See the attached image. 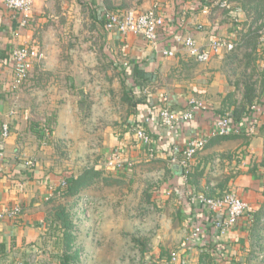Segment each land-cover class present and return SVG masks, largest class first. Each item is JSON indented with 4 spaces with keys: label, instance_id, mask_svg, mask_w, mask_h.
<instances>
[{
    "label": "crops",
    "instance_id": "obj_1",
    "mask_svg": "<svg viewBox=\"0 0 264 264\" xmlns=\"http://www.w3.org/2000/svg\"><path fill=\"white\" fill-rule=\"evenodd\" d=\"M55 2L63 10L69 5L70 7L74 4L80 5L78 0H34L31 16L23 23L24 15L9 9L0 0V141L6 151V159L0 161V208L15 203L22 206V212L16 219L0 220V264H29L32 263L33 256H41L39 246L46 231L47 213L53 206L50 197L64 180V174L61 175L57 171L58 160L54 143L50 144V148L48 146L45 148L46 145L38 134L39 126L34 124L32 118L34 106L28 98L31 88L14 86L16 65L13 50L40 40L41 33L48 27L47 15L56 13ZM219 2L220 0H161L159 4L154 3V7L158 5L160 13L166 18V24L159 33L158 43L161 48L175 50L174 56L157 51L152 43L141 35L122 33L116 29H107L105 36H102V46L103 52L110 56L108 59L110 62H120L122 53L131 66L139 64V75L150 81L143 92L150 95L151 101L147 106H142L136 115H131L128 128H131L129 131L131 133L137 121L140 125H145L152 135L155 146V152L153 155L150 153V156L169 163L167 164L170 178L162 192L172 195L174 208L177 211L179 209L178 217L174 219V224H177L178 228L175 226L163 235H178V232L179 235H183L182 232L187 230L188 237L195 225H202L205 227L204 236L196 245L194 244L192 252L190 250L189 252L194 254L196 251L215 248L226 257L229 255L226 252L227 248H236V245L238 248L246 246L247 236L253 233V220L243 216L235 229L225 233L213 229L205 208L190 203L189 199L183 200L184 194H190L187 186L183 184L186 174L184 170L181 174L176 164L171 162L172 150L175 147L183 149L190 139L207 136L205 148L198 151L191 162L193 165L205 167L207 175L202 183L215 185L217 177L214 181L209 175L211 163L214 167V162L222 160L224 153L236 144L234 142L243 138L239 136L223 139L220 138L221 135H209L215 119L222 115L224 110H234L235 105L241 103L243 97V87L236 86V79H233L228 60L213 56L207 62H197L186 47L177 41L178 36L191 34L200 46L206 47L217 36L227 35L236 38L235 23L241 20L243 12L232 14L228 17V22L222 21L223 15L217 7ZM152 3V0H146L141 9L152 8ZM97 7L95 12L102 22ZM44 47L45 51L39 47L42 51L41 56L34 62L48 59V48L43 45V49ZM117 66L120 67V64ZM191 98L202 101L207 108L198 110L193 119L180 121L173 127L166 126L160 120L161 108L168 107L174 111H181L189 106ZM4 123H8L10 127L7 137L2 135ZM241 133L247 134L246 127ZM133 137L135 138V134ZM111 141L112 152H121L120 156L126 161H132L130 155L138 158L144 151L147 154L145 158L149 159L146 151L147 148L150 151L149 147L137 139L136 145L132 146L131 154L128 153L130 150L120 148L123 141L121 142L118 136L112 134ZM123 144L124 147L127 146L125 145L127 143ZM263 144V137L255 132L250 147L244 149V159L239 164L241 172L232 177L228 184L232 191L254 205L257 210L264 201V171L258 169L255 172L251 171L249 160L253 153L257 156L262 154ZM44 152H49L50 155L47 156ZM211 174L213 175V172ZM159 246L164 248L161 241H157L152 258H160ZM82 247L87 249L86 246L81 245ZM182 252L176 264H187L188 251ZM77 263L79 261L71 264Z\"/></svg>",
    "mask_w": 264,
    "mask_h": 264
},
{
    "label": "rangeland",
    "instance_id": "obj_2",
    "mask_svg": "<svg viewBox=\"0 0 264 264\" xmlns=\"http://www.w3.org/2000/svg\"><path fill=\"white\" fill-rule=\"evenodd\" d=\"M112 1L115 7L125 4L129 9H141L146 0ZM152 1L150 9H158L154 3L159 4L161 0ZM222 1L217 6L221 14L223 9L230 8L243 12L241 20L235 23L234 33L238 34V39H243V34L249 30L260 33L256 36L258 50L253 55L255 59H246L248 65L240 64V71L246 70L248 75H253L261 99L264 95V41L261 39L264 24L260 23L263 18L256 20L253 13L243 8L238 0H227L226 5ZM54 10L55 15H47L48 27L37 41L41 50L45 51L43 45L48 48L49 57L43 62L35 61L20 86L31 88L28 98L34 106V124L39 126L45 148H50V142L57 146V171L61 175L71 170L80 174L85 167L95 164L105 170L92 187L76 197V204L74 199L67 202L69 206L73 205L70 211L75 226L71 233L75 238L73 247L79 254L77 264H145L149 259H155L152 257L157 241H161L166 255H169L173 250H179L180 241L188 233L186 230L183 235L179 232L178 235H163L177 226L174 219L179 211L174 208L172 195L162 192L170 178L169 163L150 156L147 148L149 159L145 158V151L138 158L130 155L132 166L120 170V174L106 168V159L113 153L112 134L123 141L120 148L130 150L129 154L132 146L136 145L134 133H129L131 128L127 125L132 114L129 116L131 109L124 99L123 76L110 66V61L102 52L101 29L90 8L74 4L63 10L55 2ZM120 57L131 66L122 53ZM232 76L235 82L239 78ZM130 80L126 82L131 84ZM239 136L243 138L234 142L236 144L224 153L222 160L214 162V167L211 163L209 175L213 180L217 177L212 186L222 185L216 189L218 191L231 190L228 184L241 172L239 164L244 159V149L250 147L254 133ZM261 136L264 139V133ZM124 142L127 143L125 147ZM44 154L50 155L49 152ZM263 159L264 144L261 155L253 153L249 167L256 165L259 171H264ZM46 222V231L39 246L41 256H33L32 263L27 260L29 264H59L61 261L66 244L63 230L51 228L50 222ZM261 236L260 243L264 245V230ZM247 237L248 245L244 243L245 247L238 248L236 245V248H227L229 255L226 257L215 248L194 254L188 250L187 264H257L264 253L259 252L258 245L256 249L251 245L257 242L254 235ZM81 245L87 249L81 248ZM257 255L258 259L255 258Z\"/></svg>",
    "mask_w": 264,
    "mask_h": 264
},
{
    "label": "built area",
    "instance_id": "obj_3",
    "mask_svg": "<svg viewBox=\"0 0 264 264\" xmlns=\"http://www.w3.org/2000/svg\"><path fill=\"white\" fill-rule=\"evenodd\" d=\"M1 1L9 9L23 14L25 17L23 23H26L27 18L31 16L34 0ZM226 3L227 0L222 1L223 5H226ZM97 10L107 29H116L122 33L141 35L151 42L157 51H161L164 55L174 56L176 54L175 50L165 47L161 48L158 43L159 33L166 24V18L164 14L160 13L159 9H128L123 12H117L101 4L97 7ZM263 35L264 32H262V41H264ZM177 41L182 43L190 55L200 62H207L213 56L223 57L226 52L233 50L239 43L238 38L228 37L227 35L215 37L206 47L200 46L196 38L191 34L178 36ZM40 56L41 51L36 43L14 48L13 57L16 65L15 87L23 83L33 67L34 60ZM188 105L186 109L181 111H174L168 107L161 108L159 110V118L166 126L173 127L180 121L193 119L198 110L207 108L202 101L196 98H191ZM251 108L257 109V106L254 104ZM214 122V127L209 134L210 136L240 134L243 130L242 126H244L235 123L229 112L219 115ZM2 130L3 137L9 136L10 127L8 123L3 124ZM133 131L135 138L148 146L151 155H153L155 146L152 135L146 126L143 124L135 125ZM252 133H255V125L247 128V134ZM207 142L208 137L201 136L190 139L183 149L175 147L172 150L171 162L179 164L186 174L192 159L198 151L205 148ZM5 159V147L0 141V161H4ZM132 164V161L122 159L120 153L113 152L112 155L107 157L105 166L110 171H120L131 167ZM62 183H65V181L63 180ZM188 196L190 203H196L206 209L213 229L221 233L235 229L243 216H248L253 220V216L257 211L254 205L234 191H226L221 196H208L204 193H190ZM21 212L22 206L19 203L2 207L0 208V220L16 219ZM204 233V226L195 225L190 235L181 242L179 250H173L170 256L165 259L157 258L153 259L154 261L149 259L148 264H176L180 258V251L192 250L202 236H204Z\"/></svg>",
    "mask_w": 264,
    "mask_h": 264
},
{
    "label": "trees",
    "instance_id": "obj_4",
    "mask_svg": "<svg viewBox=\"0 0 264 264\" xmlns=\"http://www.w3.org/2000/svg\"><path fill=\"white\" fill-rule=\"evenodd\" d=\"M102 1V2H101ZM243 8H248L254 15V18L257 20H262L261 25L264 24V0H238ZM78 3L84 7V8H90L92 11V16L95 19V21L99 24L101 29L102 36H105L107 32V28L105 23L102 21H99L97 15H96V7L101 4H105V6L111 10L117 11V12H123L125 10H128L129 8L126 7L125 4L120 5V7H115L113 5L112 0H78ZM125 5V6H123ZM132 9V8H131ZM223 17L222 21L228 22L229 18L232 14L236 15L238 14V10L230 8V9H223ZM241 11V10H239ZM228 19H226V18ZM236 38L238 34H235ZM257 35H260V33L252 32L251 30L245 32L243 34V39H238L239 43L238 45L231 51L226 52L223 56V59L228 60L229 68L232 72V75L239 76V78L236 81V86L239 87L240 85L243 87L242 93L243 97L241 100V103L235 105L234 110H224V113L229 112L231 114V117L233 118L234 122L238 125L242 126V129L244 127H250L251 125H255V132L257 134H263L264 133V120H262V117L264 116V95L259 99L258 95V87H257V81L254 79L253 75H248L246 70L240 71V64L245 63L247 66L246 59L250 61V59H253V55L256 52L257 49V43L258 38ZM37 44V43H36ZM258 50V49H257ZM103 52V49H102ZM103 54L106 56L107 59H109L110 56L106 55L104 52ZM193 58V57H192ZM195 59V58H194ZM255 59V58H254ZM196 60V59H195ZM112 61V60H111ZM125 60H122L120 57V62H110V66L112 68L119 67L117 66L118 63L120 64L119 69H116V71L119 74H122V81L124 84V99L129 104L131 114L136 115L142 106H147L149 102L151 101L150 95L145 94L143 92L144 87L146 84L150 81L147 80L146 77H142L139 75L140 68L139 64H135L134 66H129V64H125L123 62ZM197 62H200L196 60ZM131 65V64H130ZM264 77V76H263ZM131 79V84L126 82V80ZM262 82L264 84V78H262ZM232 101V100H229ZM233 102V101H232ZM235 104V103H234ZM257 106V109H252L251 107L253 105ZM133 111V112H132ZM222 113V114H224ZM137 125H140V123L137 121ZM135 124V125H136ZM127 125H129V122H127ZM246 128V129H247ZM40 130V129H38ZM41 131H38V134ZM240 134H231V135H225L221 136L220 138H235L239 137ZM40 138L42 139V134H39ZM53 142H50V144ZM54 148L57 150V146L54 144ZM195 157V156H194ZM262 165L264 166V159L262 160ZM257 169L256 165L252 166L250 168L251 171L255 172ZM170 170V169H169ZM103 171H105L100 165H92L85 167L84 170L80 174H75L73 171L64 172V181L65 183H61V185L55 190L52 197H50V200L53 202V206L51 208L49 216H47L46 220L50 222L51 228H60L63 230V236L66 240L65 248L62 251L61 254V261L59 264H71L73 262H76L78 260L79 254L78 250L74 249V236L71 233L72 228L75 226V222L72 219V213L70 211V207L67 202L69 200L74 199V204L77 202V196L80 195V193L92 187L100 178V176L103 174ZM120 174V173H119ZM206 171L205 167H202L200 165H193L192 162L190 166L187 169L186 177H184L183 181L189 193L197 192V191H203V193L207 194L208 196H221L224 192L218 191L216 189H220L222 185L219 183L216 186L210 185L208 183L205 185L202 183V180L204 177H206ZM106 180V179H105ZM105 183L109 184V181H105ZM232 191V190H228ZM264 194V193H263ZM77 197V198H76ZM189 196L187 194H184L183 200L188 201ZM66 202V203H63ZM72 204V202L70 203ZM253 234L256 238V243L251 244L255 247L258 245L259 252L264 253V245L260 243V239L262 238V231L264 230V201L261 204V207L259 211L253 216ZM254 241V240H253ZM159 257L162 258H168L170 255H166V250L159 246ZM256 252V251H255ZM256 259L259 258V255L255 257ZM257 264H264V256L260 259ZM145 264H148L145 263Z\"/></svg>",
    "mask_w": 264,
    "mask_h": 264
},
{
    "label": "water",
    "instance_id": "obj_5",
    "mask_svg": "<svg viewBox=\"0 0 264 264\" xmlns=\"http://www.w3.org/2000/svg\"><path fill=\"white\" fill-rule=\"evenodd\" d=\"M176 166L180 169V173L183 174V169L179 164H176Z\"/></svg>",
    "mask_w": 264,
    "mask_h": 264
}]
</instances>
